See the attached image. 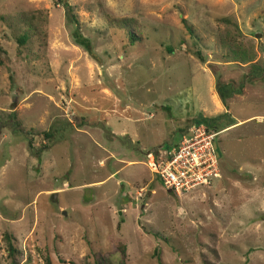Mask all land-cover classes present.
<instances>
[{
    "label": "rangeland",
    "instance_id": "rangeland-1",
    "mask_svg": "<svg viewBox=\"0 0 264 264\" xmlns=\"http://www.w3.org/2000/svg\"><path fill=\"white\" fill-rule=\"evenodd\" d=\"M68 2L95 59L58 0H0L15 80L0 67V264L6 232L20 264H264V0ZM124 18L140 42L110 24ZM225 113L237 125L215 139L221 178L167 190L152 162L190 121Z\"/></svg>",
    "mask_w": 264,
    "mask_h": 264
},
{
    "label": "built area",
    "instance_id": "built-area-1",
    "mask_svg": "<svg viewBox=\"0 0 264 264\" xmlns=\"http://www.w3.org/2000/svg\"><path fill=\"white\" fill-rule=\"evenodd\" d=\"M216 137L203 124L191 126L165 159L152 162L153 173L175 195L212 187L221 178Z\"/></svg>",
    "mask_w": 264,
    "mask_h": 264
},
{
    "label": "trees",
    "instance_id": "trees-1",
    "mask_svg": "<svg viewBox=\"0 0 264 264\" xmlns=\"http://www.w3.org/2000/svg\"><path fill=\"white\" fill-rule=\"evenodd\" d=\"M58 1L67 9V14H68L69 19L76 26V29L74 32L75 42L80 47L85 48L86 51L93 57V59H95L96 56H95L94 52L92 51L89 42L83 37V35L80 32V29L78 27L79 23H78L77 18L74 14L73 7L69 4L68 0H58ZM184 23L186 25L187 30H189L192 33V30L189 29V27L187 26L185 21H184ZM110 24L112 25V27H117V28L119 27L122 30H127V33H128L127 37L130 38L129 39L130 43L135 44V43H138L142 40V37L138 36L135 33L136 20L124 18L121 20H112V21H110ZM31 34H32L31 30H27L23 34H21L17 37V43H18L19 48H20L19 50H21L23 47H25L26 45H28L30 43V41L32 39ZM166 50L169 54L174 53L172 47H167ZM19 54H21L20 51H19ZM231 55H233V58H236V59H234V61H238L237 59H239V61L243 62V64H250L253 62V57L249 56L248 53L241 51L240 48L234 49V51H232ZM196 56L203 64L205 63V58L202 56L201 52H197ZM8 63H9V59L6 57L5 51L0 46V67L4 66L5 68L8 69V71L10 73L11 85H14L15 80H14L13 75L11 74L10 68L8 67ZM214 66L210 65V68H211L210 70L212 71L214 76L218 77L217 69ZM252 66H253L252 68H254V67H256V64H254ZM246 79H248V77H246ZM223 89H225V85L221 82H218L217 92L221 98V101L225 104L227 99H226V96L224 95ZM243 89H244V86L241 85V89L239 90V92L231 93L229 98L233 94L242 93ZM166 110H168V109H166ZM7 118L13 122V127L15 128V130L17 132L19 131L21 134L26 135V136L31 135L30 132H26L22 128V124L19 121H17V118H15V113H10L9 115H7ZM195 124H203V125H205V127L207 128V130L210 133L218 134V133H221L223 131H226V130L236 126L237 122L229 113H225V114L220 115L216 118H206V117L200 116V117H197L196 119H193L192 121H190L188 124L185 125L183 130H181V132H180L181 133L180 137L183 134H185L191 126H193ZM43 136L46 140L53 138V136L47 132L43 133ZM30 148H33L32 143L30 144ZM3 240L6 244V248L8 251L9 264H20L19 256L22 255V252L19 250L18 246L15 244V238L10 233L6 232L4 234ZM119 247H120V250L123 253L124 257L126 258V247L123 245H120ZM46 263L51 264L49 260H47ZM94 264H113V263L111 260L103 258V259L96 260L94 262ZM122 264H125V262L123 261Z\"/></svg>",
    "mask_w": 264,
    "mask_h": 264
}]
</instances>
